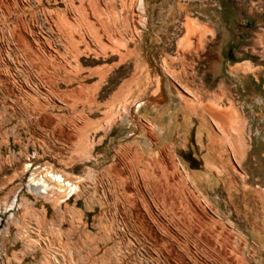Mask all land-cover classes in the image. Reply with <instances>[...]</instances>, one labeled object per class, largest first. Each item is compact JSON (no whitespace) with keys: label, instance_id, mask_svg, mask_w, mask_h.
<instances>
[{"label":"rangeland","instance_id":"rangeland-1","mask_svg":"<svg viewBox=\"0 0 264 264\" xmlns=\"http://www.w3.org/2000/svg\"><path fill=\"white\" fill-rule=\"evenodd\" d=\"M0 264H264V0H0Z\"/></svg>","mask_w":264,"mask_h":264},{"label":"bare ground","instance_id":"bare-ground-1","mask_svg":"<svg viewBox=\"0 0 264 264\" xmlns=\"http://www.w3.org/2000/svg\"><path fill=\"white\" fill-rule=\"evenodd\" d=\"M5 1V0H4ZM130 2V1H129ZM11 5V4H10ZM133 5V4H132ZM129 6V5H128ZM98 7V5H97ZM133 7V6H132ZM99 9V7L97 8ZM130 12V10H129ZM98 13V12H97ZM106 25V24H105ZM109 28V27H108ZM112 29V28H111ZM112 31V30H111ZM110 32V31H109ZM106 33V32H105ZM115 33V32H114ZM112 34V33H111ZM107 35V34H106ZM105 36V35H104ZM109 36V35H108ZM111 36V35H110ZM111 38H114L113 36ZM120 39V38H119ZM112 40V39H111ZM118 40V39H115ZM118 43V42H116ZM121 45L123 46V44L121 43ZM121 47V46H120ZM119 47V48H120ZM126 47V45L124 46ZM127 56V55H126ZM125 57V56H124ZM122 57V58H124ZM183 58V57H182ZM182 60V59H181ZM66 68V67H65ZM172 71H170L171 73ZM174 73V72H173ZM175 74V73H174ZM180 74V73H178ZM177 75H175L176 77ZM178 77V76H177ZM177 79V78H176ZM180 80V79H179ZM189 80V79H188ZM181 83V82H180ZM183 84V82L181 83ZM186 87V84L184 83V88ZM189 88V87H187ZM186 90V88H185ZM190 92V91H189ZM219 112V111H218ZM217 113V112H216ZM220 113V112H219ZM223 114V113H222ZM220 119V118H218ZM47 168V167H46ZM50 168V167H48ZM46 169L45 172H42V181L41 184L43 185V187H46L48 194H55L57 195V197L60 199L61 197L63 198L64 196H66L68 193H70L74 188L77 192V189L79 188L78 185V181H76V179H72L68 176V174H64L63 172L60 173L59 171H55V170H50V169ZM244 174V173H243ZM39 175V174H38ZM37 175V176H38ZM247 175V174H246ZM34 178V180H40L39 178ZM202 213V212H201ZM232 261V260H231ZM235 261V260H233Z\"/></svg>","mask_w":264,"mask_h":264}]
</instances>
